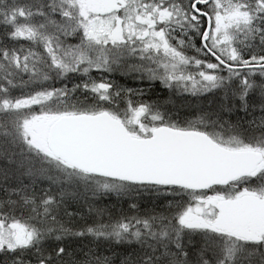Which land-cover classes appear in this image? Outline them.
I'll list each match as a JSON object with an SVG mask.
<instances>
[{
  "label": "snow or ice",
  "instance_id": "6c2138e0",
  "mask_svg": "<svg viewBox=\"0 0 264 264\" xmlns=\"http://www.w3.org/2000/svg\"><path fill=\"white\" fill-rule=\"evenodd\" d=\"M0 264H264V0H0Z\"/></svg>",
  "mask_w": 264,
  "mask_h": 264
},
{
  "label": "trees",
  "instance_id": "16d2710c",
  "mask_svg": "<svg viewBox=\"0 0 264 264\" xmlns=\"http://www.w3.org/2000/svg\"><path fill=\"white\" fill-rule=\"evenodd\" d=\"M71 42H75V41H71ZM114 75H115V78L120 83L127 84V86L129 87H143L146 90H148L147 81L141 82L139 80H133L131 77L122 76L119 72L115 73ZM151 92H152V95H151L152 99H159L162 102L170 101L169 103L165 104V107H167L168 109L172 111H179L182 116L188 115L191 112H193L191 107H193V110L195 111V108L197 106H200L198 104H202V108H208L209 106L217 107L221 101V94H218L216 96H212L211 94H208L205 96H200L199 99H197L196 97L187 95L185 93L170 94L167 89L162 88L160 86L158 81L152 84ZM231 118L235 119V115H232ZM151 200H152V197L145 194L142 197L141 206L142 207L146 206L144 204V201H151ZM157 203L158 204L163 203V200L162 199L157 200ZM96 204L100 207H104L106 205L114 206V208L112 209L114 214L120 207L122 206L125 208L127 207V204L124 203L123 200L118 201L114 194H109L107 196L100 197L99 199L96 200ZM86 211L87 209H85V212ZM105 219H107V217H105ZM105 254H108V253H105Z\"/></svg>",
  "mask_w": 264,
  "mask_h": 264
},
{
  "label": "rangeland",
  "instance_id": "374dc122",
  "mask_svg": "<svg viewBox=\"0 0 264 264\" xmlns=\"http://www.w3.org/2000/svg\"><path fill=\"white\" fill-rule=\"evenodd\" d=\"M185 94L190 95V94H188V93H185ZM185 94H184V95H185ZM205 95H208V94H202L201 96H205ZM185 96H186V95H185ZM190 96H191V95H190ZM198 105H200L199 107H202V104H198ZM191 109H192V111H194V110H193V107H191ZM195 109H196V108H195Z\"/></svg>",
  "mask_w": 264,
  "mask_h": 264
}]
</instances>
